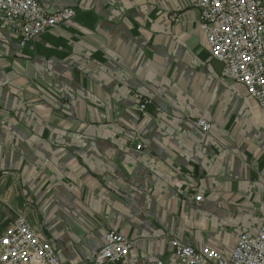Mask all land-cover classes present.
<instances>
[{"label":"crops","instance_id":"obj_1","mask_svg":"<svg viewBox=\"0 0 264 264\" xmlns=\"http://www.w3.org/2000/svg\"><path fill=\"white\" fill-rule=\"evenodd\" d=\"M39 1L77 15L24 47L0 29V235L24 215L62 264H92L115 229L134 241L116 264H175L172 238L255 232L264 110L221 77L197 0Z\"/></svg>","mask_w":264,"mask_h":264},{"label":"built area","instance_id":"obj_2","mask_svg":"<svg viewBox=\"0 0 264 264\" xmlns=\"http://www.w3.org/2000/svg\"><path fill=\"white\" fill-rule=\"evenodd\" d=\"M198 26L203 31L210 57L221 64V77L245 88L246 94L264 110V0H197ZM77 15L74 8L48 11L39 0H0V29L17 36L27 46L42 33L57 28ZM139 110L146 112L153 100L137 95ZM195 124L210 133L212 124L199 117ZM135 148L144 144L136 136ZM196 201L203 196L197 194ZM175 264H264V218L255 232H241L230 250L211 243L201 246L169 242ZM134 241L109 229L92 258V264H116L127 258ZM0 264H62L53 244L24 215H19L0 235ZM78 264H85L79 262ZM138 264H170L156 259Z\"/></svg>","mask_w":264,"mask_h":264},{"label":"rangeland","instance_id":"obj_3","mask_svg":"<svg viewBox=\"0 0 264 264\" xmlns=\"http://www.w3.org/2000/svg\"><path fill=\"white\" fill-rule=\"evenodd\" d=\"M72 8V7H71ZM197 126V125H196ZM211 233V236H213V237H217V238H220V239H225L224 241H222V242H224L225 244L223 245L221 242H219V245L218 244H213L212 243V241H208V243H211L212 245H214L216 248H219V249H221V250H223V251H228V249H225V248H223V247H226V245H227V243H229L228 241H227V239H228V236L227 235H229L228 233H230V231L229 232H226V231H223V232H218V233H214V232H210ZM233 245V244H232ZM232 245H230V247H229V249L232 247ZM171 254V253H170ZM170 254H168V257L170 256ZM172 254H173V252H172ZM171 254V257H173L174 256V254L172 255ZM174 259H175V256H174ZM176 260V259H175Z\"/></svg>","mask_w":264,"mask_h":264}]
</instances>
